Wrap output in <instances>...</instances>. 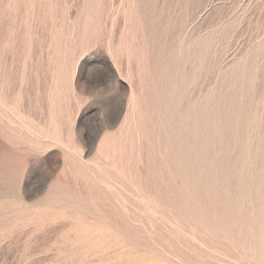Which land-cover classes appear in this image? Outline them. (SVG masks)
Here are the masks:
<instances>
[{
  "label": "rangeland",
  "instance_id": "obj_1",
  "mask_svg": "<svg viewBox=\"0 0 264 264\" xmlns=\"http://www.w3.org/2000/svg\"><path fill=\"white\" fill-rule=\"evenodd\" d=\"M0 264H264V0H0Z\"/></svg>",
  "mask_w": 264,
  "mask_h": 264
}]
</instances>
